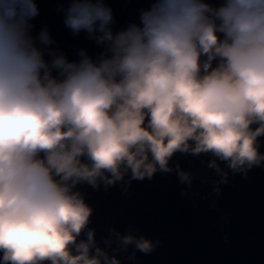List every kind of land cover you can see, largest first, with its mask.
<instances>
[{"label":"clouds","instance_id":"obj_1","mask_svg":"<svg viewBox=\"0 0 264 264\" xmlns=\"http://www.w3.org/2000/svg\"><path fill=\"white\" fill-rule=\"evenodd\" d=\"M62 10L98 57L69 61L47 28L33 36L35 0H0V264H122L113 245L154 251L159 242L115 228L100 247L80 184L175 171L191 188L194 175L171 166L181 153L212 157L219 193L228 170L264 166V0H154L120 31L104 0Z\"/></svg>","mask_w":264,"mask_h":264},{"label":"water","instance_id":"obj_2","mask_svg":"<svg viewBox=\"0 0 264 264\" xmlns=\"http://www.w3.org/2000/svg\"><path fill=\"white\" fill-rule=\"evenodd\" d=\"M260 144L264 153V137ZM228 171L227 183L219 193L215 183L165 264H264V166L246 176Z\"/></svg>","mask_w":264,"mask_h":264}]
</instances>
